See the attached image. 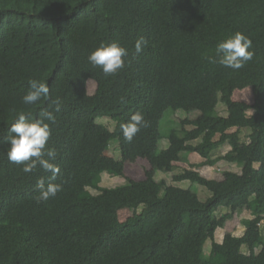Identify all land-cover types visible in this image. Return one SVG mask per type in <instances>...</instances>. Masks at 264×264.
Masks as SVG:
<instances>
[{"label": "trees", "instance_id": "obj_1", "mask_svg": "<svg viewBox=\"0 0 264 264\" xmlns=\"http://www.w3.org/2000/svg\"><path fill=\"white\" fill-rule=\"evenodd\" d=\"M237 31L252 40L253 59L239 70L209 62ZM140 37L148 43L137 53ZM112 40L128 55L122 70L105 76L87 57ZM30 79L48 83L47 100L23 103ZM248 87L253 103L234 98ZM57 99L48 147L59 173L53 179L39 166L25 173L7 158L15 111L36 116ZM168 110L200 114L182 119L161 149ZM136 111L147 127L128 142L120 125ZM104 116L114 129L98 121ZM113 139L120 159L105 155ZM225 144L231 149L213 157ZM193 153L204 160L174 180L205 186L206 200L165 179L125 175L134 157L174 172ZM222 159L241 172L215 179L199 170ZM105 172L126 180L104 186ZM41 178L62 190L38 202ZM222 207L229 212L219 215ZM125 208L134 215L122 220ZM244 209L253 215L244 233L217 241L218 228ZM0 264H264V0H0Z\"/></svg>", "mask_w": 264, "mask_h": 264}, {"label": "clouds", "instance_id": "obj_2", "mask_svg": "<svg viewBox=\"0 0 264 264\" xmlns=\"http://www.w3.org/2000/svg\"><path fill=\"white\" fill-rule=\"evenodd\" d=\"M147 40L140 37L135 41L134 48L137 53L143 51L147 46ZM252 40L249 36L237 31L225 40L219 42L215 49V56L208 57L209 62L239 70L253 59L254 51ZM128 49L121 45L118 40L101 42L99 46L89 54L88 62L99 67L105 76L115 75L125 67V58ZM28 91L22 100L25 105H35L42 100H47L50 95V87L47 82L30 79ZM54 109L45 108L38 115L33 116L29 111H15V118L8 128V135L5 137L9 145L7 158L9 162L22 165V171L31 173L37 166L44 171L50 172L52 178L59 173V166L54 163L57 157L55 148L48 147V141L52 134L51 125L55 123L54 112H59V99L52 102ZM147 127V121L142 112L133 113L128 122L120 125L123 137L131 142L138 132ZM39 189L37 201H46L62 190V184H45L43 178L37 181ZM251 218V217H250ZM262 223V222H261Z\"/></svg>", "mask_w": 264, "mask_h": 264}, {"label": "rangeland", "instance_id": "obj_3", "mask_svg": "<svg viewBox=\"0 0 264 264\" xmlns=\"http://www.w3.org/2000/svg\"><path fill=\"white\" fill-rule=\"evenodd\" d=\"M88 88L89 92L92 94L95 92L97 88V83L95 80H89L88 81ZM234 98L236 100L240 101H246L248 103L254 102V92L251 87H248L243 90H237L235 92ZM218 111L222 114H227L228 110L227 107L220 104L218 106ZM200 114V112L195 111L192 113H188L184 110L174 111V110H168L163 121H162V133L164 135L162 141L160 142V148L164 149L169 147V136L174 128H177L180 123H182V119L187 118H195ZM99 122H102L109 126L111 129H114L116 126V122H114L109 117H100L98 119ZM171 121V125L167 126V122ZM191 127V126H188ZM249 132L248 129L243 130V135L246 136V134ZM231 149V146L229 144H225L221 146L217 151L213 153V157H219L222 155H225L229 150ZM106 156H114L116 158H122L121 150L119 147V140L113 139L111 141L110 147L106 150L105 153ZM204 158L198 154L193 153L190 155L189 162H179L178 167L176 171L174 172H163L158 171L152 167V165L149 163V161L146 158L142 157H134L131 160L127 161L125 166V175L134 178L136 180L146 179L149 177H152L157 180L165 179L170 184H175L177 186H181L183 188H190L191 190L195 191L199 197L202 200H206L211 196V191L208 190L205 186L199 184L198 182H192L190 180H182V181H175L174 175L177 171L183 170L186 166L191 167L192 164H200ZM198 167V166H196ZM241 166L237 164L236 162H230L226 159L220 160L215 165H207L199 170L206 175L208 178H215V179H223V172L225 170H231L236 172H241ZM125 177L122 176H114L111 175L108 172L103 173V181L102 185L104 186H117L121 185L125 182ZM90 191L93 194H98L99 191L94 188H90ZM229 212L228 208L222 207L218 214L222 215L223 213ZM134 215V210L130 208H125L120 211V218L122 220L128 219L129 217ZM253 217L252 212L250 209H244L241 212L237 213L233 220L228 221L225 227L218 228L216 231V240L222 241L226 234H234V235H242L245 231L244 226V219ZM212 248V240L208 239L205 243V252L208 254L211 251ZM244 251L248 252L247 248H243Z\"/></svg>", "mask_w": 264, "mask_h": 264}]
</instances>
